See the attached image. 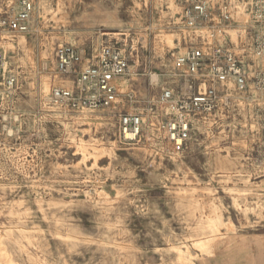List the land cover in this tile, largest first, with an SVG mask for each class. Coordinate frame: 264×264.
Wrapping results in <instances>:
<instances>
[{"label": "rangeland", "instance_id": "rangeland-1", "mask_svg": "<svg viewBox=\"0 0 264 264\" xmlns=\"http://www.w3.org/2000/svg\"><path fill=\"white\" fill-rule=\"evenodd\" d=\"M33 1L29 32L4 41L16 85L0 77V264H264V22L243 31L238 13L248 90L173 154L150 126L123 143L117 117H149L163 88H179L167 20L180 0ZM110 42L129 59L115 110L51 106L52 89L71 87L56 47Z\"/></svg>", "mask_w": 264, "mask_h": 264}, {"label": "built area", "instance_id": "built-area-1", "mask_svg": "<svg viewBox=\"0 0 264 264\" xmlns=\"http://www.w3.org/2000/svg\"><path fill=\"white\" fill-rule=\"evenodd\" d=\"M34 11L33 0H0L3 80L7 57L4 41L27 34ZM240 11L247 16L243 31L264 22V0H180L168 11L167 26L176 33V44L181 47L171 55L179 88H163L151 103L149 117L118 114L117 131L123 143L135 142L144 127L150 126L170 145L173 154L183 153L196 126L211 116L228 93L242 95L248 90V65L230 35L233 26L240 24L236 20ZM249 20L253 26H248ZM253 51L257 57L262 54L258 47ZM54 57L56 72L70 80L71 87L52 89L48 97L51 106L79 113L115 110L117 82L129 70V59L117 42L88 53L74 45H59ZM4 84L13 89L15 76L8 75Z\"/></svg>", "mask_w": 264, "mask_h": 264}, {"label": "bare ground", "instance_id": "bare-ground-1", "mask_svg": "<svg viewBox=\"0 0 264 264\" xmlns=\"http://www.w3.org/2000/svg\"><path fill=\"white\" fill-rule=\"evenodd\" d=\"M168 44H170V41L168 40ZM151 81L152 82H157V78H156V75H151Z\"/></svg>", "mask_w": 264, "mask_h": 264}]
</instances>
